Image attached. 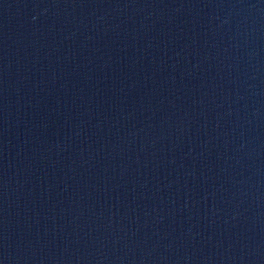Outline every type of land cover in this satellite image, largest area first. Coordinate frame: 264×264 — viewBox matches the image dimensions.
I'll return each instance as SVG.
<instances>
[{"label": "water", "instance_id": "water-1", "mask_svg": "<svg viewBox=\"0 0 264 264\" xmlns=\"http://www.w3.org/2000/svg\"><path fill=\"white\" fill-rule=\"evenodd\" d=\"M0 264H264V0H0Z\"/></svg>", "mask_w": 264, "mask_h": 264}]
</instances>
